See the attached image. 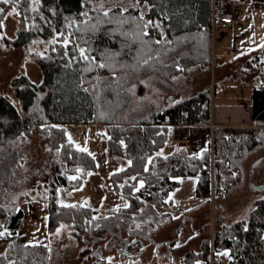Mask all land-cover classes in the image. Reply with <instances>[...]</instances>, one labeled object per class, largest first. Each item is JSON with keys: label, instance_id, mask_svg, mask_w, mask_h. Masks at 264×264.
<instances>
[{"label": "trees", "instance_id": "trees-1", "mask_svg": "<svg viewBox=\"0 0 264 264\" xmlns=\"http://www.w3.org/2000/svg\"><path fill=\"white\" fill-rule=\"evenodd\" d=\"M211 1L9 0L5 4L0 0L4 10L0 12V34L8 47L55 38L46 49L29 53L39 68L38 78L23 73L11 79L18 105L7 94H0L1 191L17 180L19 138L37 128L58 155L49 193L36 195L48 203L47 230L71 224L77 241L83 242L96 210L56 201L57 187L77 188L96 169L93 155L76 147L67 135L64 124L78 122L103 124L109 157L129 160L127 167L110 174L114 192L125 197L128 206L107 209V217L98 221L103 228L117 223L116 230H120L140 223V228L130 232L151 235L172 220L170 213H158L154 206L171 204L169 193L179 184L178 177L195 176V194L207 199L212 187L223 185L227 190L236 183L246 156L264 144V67L259 72L261 83L252 92L255 126H214L211 146L198 156L167 159L157 151L167 142L170 125L210 123L211 88L138 120L125 114L132 86L143 94L150 81L170 82L192 66L209 68ZM9 15L16 23L12 35L4 33ZM23 216L18 206L0 203V232L10 231L4 236L7 244L0 253V264H48L46 244H29L16 234ZM219 222L212 238H202L197 249L181 256L179 264H210L211 250L223 249H229L228 264H264V195L253 200L246 217L228 224L219 218ZM174 242V238L159 241L156 248ZM89 264L116 263L100 257ZM211 264L221 262L213 259Z\"/></svg>", "mask_w": 264, "mask_h": 264}, {"label": "rangeland", "instance_id": "rangeland-1", "mask_svg": "<svg viewBox=\"0 0 264 264\" xmlns=\"http://www.w3.org/2000/svg\"><path fill=\"white\" fill-rule=\"evenodd\" d=\"M232 4V2H231ZM16 28V23L11 15L7 17L4 23V33L12 35ZM218 31L213 42L216 49L219 40ZM57 39V38H56ZM55 38L48 40H39L27 47H8L0 34V94H7L11 100L18 105V100L12 95L10 83L14 76L25 73L31 79L39 77V68L31 59L29 53L34 49H46L47 46L54 42ZM217 50V49H216ZM227 51H230L227 49ZM232 53L230 59L234 58ZM235 63L239 64L236 62ZM199 79V86H203L209 79V73L206 72ZM215 77L209 83L212 92L220 87L224 88L225 79L221 76ZM185 75V74H184ZM213 75V72H212ZM187 80L177 83L175 79L169 81H159L157 84L148 82L143 94L136 91L132 86V100L125 114L132 120H138L148 115L151 111H158L163 105L167 104L168 99L179 93H188L191 87ZM213 101L211 99V106ZM212 112V110H211ZM70 139L77 147H87V131L92 135H97L98 139L93 142H101V152H95L96 168L98 166V175L100 183L109 184L106 173L108 172V162L104 161L105 150V132L102 126L86 124V122L65 123L64 124ZM213 129V128H212ZM211 129V130H212ZM212 136V135H211ZM202 141V138H201ZM212 143V141H211ZM18 148L21 151L20 161L18 164L19 171L17 180L10 189H0V203L8 206H18L24 212L21 226L16 230V234L29 244L44 243L48 246L50 254L48 264H89L97 258H105L116 264H178V259L174 255H169L170 246L161 245L156 248V242L165 239H173L175 232L172 230L177 222H167L160 226L151 235H145L144 232H130L141 227L140 223H131L130 228H120L116 230L118 224L113 226H104L98 221H103L107 214L108 207H111L113 199L111 194L102 196L103 202L98 203L92 194L88 193L87 184H82L77 188L66 190L59 186L56 189V201L59 204H81L90 205L96 209L94 221L91 227L85 231L81 243L72 233L71 224H60L54 231L47 230L48 203L46 199L36 198L37 194H48L50 191L53 161L58 159L57 150L50 147L48 137L39 133L37 128L33 129L31 135L19 138ZM109 156L107 150H105ZM161 152V149L159 150ZM264 154V144L255 149L244 159L242 163V174L226 192L219 194L214 200H201L195 194L196 177L185 176L180 179V183L170 191L169 197L171 204L166 207L174 215L182 214L178 219L181 222V237L186 238L188 233L196 234L194 228L203 225L200 230L203 234L211 235L220 222L228 224L236 219L246 217L254 199L264 195V189L252 190L248 186L249 166L251 162L259 155ZM110 160V159H109ZM94 171V170H93ZM236 174V171L232 173ZM253 180L258 183H264V156L256 164L253 173ZM92 185H89L91 187ZM224 188L223 185H220ZM108 192V191H107ZM92 193V192H90ZM193 209L183 213L182 209L187 207ZM117 207V206H116ZM115 207V208H116ZM165 206L160 207L164 209ZM153 225V222L151 223ZM174 231V230H173ZM5 233L0 236V253L4 250L7 242L4 239L10 231L4 229ZM202 235V234H201ZM141 241L143 248L137 253L131 254L127 250L129 243ZM196 243V240L193 242ZM134 252V250L132 251ZM175 253V251H174ZM138 254V255H137ZM137 255V257H133ZM177 255V254H175ZM180 259V257H179Z\"/></svg>", "mask_w": 264, "mask_h": 264}, {"label": "crops", "instance_id": "crops-1", "mask_svg": "<svg viewBox=\"0 0 264 264\" xmlns=\"http://www.w3.org/2000/svg\"><path fill=\"white\" fill-rule=\"evenodd\" d=\"M229 3L233 21L230 24L217 25L213 29L210 26L211 63L209 68L192 66L186 73H184L185 75L182 74L181 76H176L174 79L177 83H181L182 81L187 80L188 83L186 84H188V87H191L192 89H190L188 93H179L178 95H172L168 99L167 104L161 107V109H163L170 104H173L183 98L197 93L198 91L208 88L212 76L213 78L215 77V73L217 70L216 78L221 76L225 79V81L223 82L224 88L220 87L218 89H214L213 92L211 90L210 105L211 99L213 101V105L210 107V110H212V112L210 111V123H179L170 125L167 142L160 148L161 152H159L160 149L157 151V155L159 156L167 159H173L175 156L181 157L183 155L198 156L209 145L211 146V125L240 127L255 126V122L252 118V92L254 86L261 83L259 72L261 68L264 67V0H229ZM216 31H218L219 35L218 45L216 46L217 50L213 47ZM227 49H229L230 51H227ZM232 53L235 54V56L234 58L230 59ZM235 59L239 64L235 63ZM203 72H206V77L209 73V79L205 85L199 86V79L203 76ZM158 82L159 80L151 81V83L155 84H157ZM151 112H149L148 114H150ZM86 124L103 127V124L99 122H87ZM67 135L69 137L68 132ZM94 138L98 139V136L92 135L88 130L86 139L87 147L78 148L88 150L95 159L94 153L96 151L101 152L102 143L95 141L93 142ZM73 144L75 145L74 142ZM105 150L104 156H106L104 157L103 162L109 163V169L106 173L109 184H105L106 182H103L104 185H101L100 175L97 174L98 166L94 171H90L87 173L82 184L85 183L88 185L87 189L89 188L88 193L90 194V198H92V194H94V198L98 203L103 202L102 196L104 195V193H112L113 196L110 197L113 199V203L111 207H108L107 209L126 207L128 206L129 202L125 197L120 196L114 192L110 181V174L127 167L129 165V160L127 158L111 159L109 156H107ZM181 178L183 177L177 178L179 180V183ZM141 184L142 182L139 181V185ZM89 185L92 186L89 187ZM197 198L201 199L202 201L208 200L203 196H197ZM90 206L94 210H96L93 207L92 203L90 204ZM160 207L162 206H154L155 211H157L158 213H170L172 216V220L169 222H177L173 230L175 231V229L177 228L178 232L176 235L174 234L173 238L175 239V242L170 246L171 251L168 253L169 255H174L178 259L179 264V257L181 258V256L188 250L197 249L201 239L208 235L207 233L203 234L202 230H200L201 227L203 228L202 225L194 228L197 231L196 234L188 233L186 238L181 237L180 230L182 219L178 218L182 214L174 215L171 211H168V209H166L167 205L164 207V209L161 210ZM190 208L193 209L190 206L187 208H183L182 212L185 213L191 210ZM173 230L172 232L174 233ZM213 232L211 231V235H209V238H212ZM170 240L171 239H165L163 241ZM195 240L196 243L194 244L193 242ZM225 253H227V255H225ZM211 256H213V258H210V264L213 259L220 261L221 264H228L231 258L229 249H223L216 252H212L211 250L210 257Z\"/></svg>", "mask_w": 264, "mask_h": 264}, {"label": "built area", "instance_id": "built-area-1", "mask_svg": "<svg viewBox=\"0 0 264 264\" xmlns=\"http://www.w3.org/2000/svg\"><path fill=\"white\" fill-rule=\"evenodd\" d=\"M233 21L229 0H212L210 10V26L213 29L217 25L230 24ZM214 126L211 125V129ZM225 192L224 188H213L208 196L209 200H214L219 194ZM211 259L213 256L210 257Z\"/></svg>", "mask_w": 264, "mask_h": 264}, {"label": "water", "instance_id": "water-1", "mask_svg": "<svg viewBox=\"0 0 264 264\" xmlns=\"http://www.w3.org/2000/svg\"><path fill=\"white\" fill-rule=\"evenodd\" d=\"M264 156V154L257 156L250 164L249 166V180H248V186L250 189L252 190H261L264 189V183H258L255 180H253V170L256 166V164L258 163V161L260 160V158ZM143 248V245L140 244L139 241H136L134 243H129L127 250L129 251V253L131 254H135L137 253L140 249ZM134 250V252H132Z\"/></svg>", "mask_w": 264, "mask_h": 264}, {"label": "snow or ice", "instance_id": "snow-or-ice-1", "mask_svg": "<svg viewBox=\"0 0 264 264\" xmlns=\"http://www.w3.org/2000/svg\"><path fill=\"white\" fill-rule=\"evenodd\" d=\"M3 2L5 3V4H7L8 2H9V0H3ZM4 10L2 9V8H0V12H3ZM81 51H83V50H81ZM5 233H2V232H0V236H3ZM225 255H227V253H225Z\"/></svg>", "mask_w": 264, "mask_h": 264}]
</instances>
